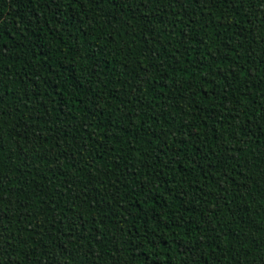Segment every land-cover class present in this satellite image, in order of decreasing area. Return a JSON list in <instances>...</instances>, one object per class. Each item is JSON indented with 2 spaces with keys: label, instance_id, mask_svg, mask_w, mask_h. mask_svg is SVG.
Wrapping results in <instances>:
<instances>
[{
  "label": "trees",
  "instance_id": "obj_1",
  "mask_svg": "<svg viewBox=\"0 0 264 264\" xmlns=\"http://www.w3.org/2000/svg\"><path fill=\"white\" fill-rule=\"evenodd\" d=\"M0 264H264V0H0Z\"/></svg>",
  "mask_w": 264,
  "mask_h": 264
}]
</instances>
